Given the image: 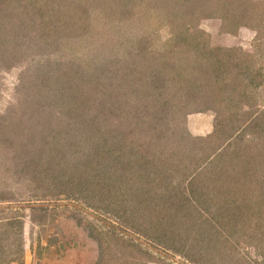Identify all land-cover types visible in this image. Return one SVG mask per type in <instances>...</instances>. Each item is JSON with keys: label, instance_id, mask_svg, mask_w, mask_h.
I'll return each mask as SVG.
<instances>
[{"label": "rangeland", "instance_id": "374dc122", "mask_svg": "<svg viewBox=\"0 0 264 264\" xmlns=\"http://www.w3.org/2000/svg\"><path fill=\"white\" fill-rule=\"evenodd\" d=\"M24 1L0 0V18L11 21L0 27V243L3 246L0 256H6L8 245L19 243L16 248L23 247V252L16 262L21 264H45L53 261V256L62 258L69 248L76 254L97 250L101 264H146L150 261L156 264H201L184 257L173 247L155 242L125 226L117 214L121 211L118 203L106 208L95 207L83 198L55 193L53 190L58 187L37 175L40 170L38 163L35 164L39 153L51 150L53 144L37 134L45 127L43 122L49 113H53L54 122L58 112L64 118V112L60 111L62 106L58 103L67 100L78 106L75 101L80 100L77 98L81 94L68 86L77 85L76 81L83 74L75 79L74 73L79 68V72L83 70L84 73L93 57L112 59L121 56L135 50V40L140 39L160 51L170 44L173 28H180L191 18L190 31L203 33L204 53L198 50L187 53L183 48L190 58L180 60V66L195 60L202 64L195 70V75L184 70L186 86L179 90V94L187 103L182 109L187 112L186 129L192 136L202 137L203 141L179 144L180 140L173 134L168 137L171 131L165 132L167 124L163 123L159 130L161 127L164 138H158L160 133H153L145 126L142 130L137 126L139 138L135 144L140 150L150 152L151 157L155 156L153 152L164 151L159 157V174L153 184L162 190L160 192H165L164 185L170 181L173 184L168 189L175 187L171 190L178 191L177 182H181L185 170L194 168L198 161L199 166L190 173L196 187L203 183L216 199L215 191L234 190L243 168L250 171L258 160L256 157L264 150V0H232L234 18L226 21L222 18L226 14L224 10L221 12L212 7L204 12L198 11L204 0H173L171 3L168 0L54 1L63 16L69 12L80 15L88 8L87 30L79 40L62 34L66 33L63 28L58 29L62 33H57L41 24L39 30L40 23H44L40 21L29 23L22 33L21 30L14 32L12 23H27L20 9ZM38 1L42 3L43 0ZM212 3L216 7L219 0H210ZM169 9L176 15V20L170 23L165 21ZM213 61L220 63L219 71H212L209 62ZM139 71L141 75L146 74L142 68ZM147 82L160 85L157 78L148 77L145 81L143 76L136 80L134 89L142 92ZM60 90H64V96L57 98ZM169 91H173L172 87ZM223 95L228 99H223ZM88 100L93 104L90 96ZM100 100L99 96L97 102ZM203 104L207 108L197 109ZM81 111V108L75 110L76 113ZM120 111L123 114L117 119L119 138H129V129L135 128L137 122L134 118L137 112L131 102L125 103ZM217 111L222 112V118L217 119ZM253 117L257 118L254 126L231 133L238 120ZM202 126L208 128L198 130ZM229 132L231 136L226 139ZM31 134L38 138H30ZM170 148H176L174 154L170 153ZM183 166L184 172L181 171ZM223 170L227 174L220 173ZM192 212L196 214L194 218H199L200 213ZM201 214L199 219L206 218L210 222L209 213L203 209ZM14 217L20 222L7 225V219ZM181 225L184 226L183 232L187 224ZM252 228L254 231L232 233L226 246L217 242V246L208 250L217 255L214 264H264V235ZM195 232L192 230L189 234ZM253 235L257 236L253 238ZM174 240L179 241L177 237ZM195 245L198 244L195 242ZM184 246L183 250L189 248L191 253L196 251L198 254L192 249L193 244L192 248ZM81 259L90 260L87 256Z\"/></svg>", "mask_w": 264, "mask_h": 264}, {"label": "trees", "instance_id": "16d2710c", "mask_svg": "<svg viewBox=\"0 0 264 264\" xmlns=\"http://www.w3.org/2000/svg\"><path fill=\"white\" fill-rule=\"evenodd\" d=\"M54 1L56 0H43L42 3L38 0L24 1L23 6L25 7L21 6L20 9L23 11L27 23L25 25L12 23L13 31L21 30L22 33L29 23L40 21L44 23H40L39 30L41 24L42 27L45 24L48 29L57 33H62L58 29L63 28L66 33L62 34L79 40L87 30L85 22L88 8L86 11L83 10L84 13L80 15L69 12L68 15L63 16ZM171 1L173 0H168V3ZM232 4H234L232 0H219V4L215 7L214 3L210 4V0H204L198 11L204 12L205 9L218 8L221 12L224 10L226 13L222 16L225 18L224 21L232 20L234 18ZM169 6L171 7V5ZM166 13H168V17H165V21L176 20L172 9L167 10ZM35 14H37L36 18H34ZM190 19L180 28H173L174 35L170 44L167 43L160 51L150 47L146 41L135 40V50H130L112 59L93 57L87 63L84 73H82L83 70L79 72L80 68L75 72L76 74L73 72L75 79H78V75L83 74L79 81H76L77 85L68 86L71 90L77 89L79 95L81 94L77 98L80 100L75 101L78 106L73 102H67V100L58 103L62 106L60 111L64 112V118L58 112L59 115L56 116L57 120L54 122L53 113H49L45 117L46 120L43 122L45 127L39 131L40 134L34 130L38 133L37 136L39 135L45 141L53 144L51 150L39 153V160H36L35 164L38 163V171L40 170L37 175L48 179V182L58 187L57 190H53L55 193L83 198L95 207L106 208L111 204L118 203L121 211L117 214L125 226H129L132 230L155 242L173 247L175 251L182 253L190 260L203 264H214L217 255L209 253L208 250L217 246V242L226 246L232 233L254 231L252 227H255L260 235H264V150L256 157L258 160L255 161L250 171L243 168L241 175L236 179L237 188L233 187L232 191L229 188L215 191L216 199L212 191L203 183L198 187L192 183L190 173L199 166V161L195 163L193 169L188 167L185 172V166H183L181 171L184 172V176L181 182H177V185L180 186L178 191L171 190L175 187L168 189V186L173 184L170 181L164 185L165 192H160L162 190L153 187V184L159 174L160 168L157 166L160 161L159 157L164 154V151L153 152L155 156L151 157L150 152L140 150L135 144L138 143L139 138L136 132L137 126L140 130L145 126V129L151 130L153 133H160L158 138H164L162 128L160 127L159 130V126L163 123L167 124L165 129L163 127L164 131H171L168 137L173 134L172 136L180 140L179 144H187L192 140L203 141L202 137L192 136L186 129L187 112L182 109L187 103L182 101L179 94V90L186 86L183 82L184 70L188 74L195 75V70L202 63H197L195 60L196 62L180 66L178 62L189 59L190 57L185 53L190 50L204 53L203 33L190 31L192 26ZM9 22L11 23V21L4 20L3 17L0 18V27H5ZM209 64L213 66L212 71H219V62L213 61ZM141 68L145 70L146 74H140L139 69ZM143 76H145V81L148 77L157 78L160 85L147 82L142 92L139 89H134L137 86L136 80ZM171 87L173 91L168 92ZM152 88L153 91L150 90ZM132 92L135 95H132ZM60 95L64 96V90L59 91L57 98H60ZM89 96L93 104L88 100ZM99 96L102 100L97 102ZM223 99H228V96L223 95ZM130 102L137 112L136 116L134 115L137 122L135 128L129 129L130 137L121 139L119 138L117 124L119 121L117 119L123 114L120 111L122 106ZM227 105L229 106V104ZM205 106L206 104L199 105L197 109L207 108ZM80 108L82 111L76 113L75 110ZM216 114L217 119L218 117L222 118V112L217 111ZM36 118L34 120H37ZM256 119L253 117L238 120L231 133L233 134L235 130L239 129L242 131L249 129L254 126ZM262 123L264 126V120ZM30 136L34 140L37 137L32 134ZM230 136L229 132L225 138L228 139ZM238 136L240 137V135ZM175 149L170 148L169 150L172 151L170 153L174 154ZM181 153L186 154L185 152ZM225 171L220 173L227 174ZM167 190H169L168 193ZM213 199L214 202H212ZM212 205L216 207L214 208ZM203 209L209 213L210 222L206 218L199 219ZM192 211L200 213L199 218H194L196 214L193 215ZM15 222H20L17 217L7 219L6 224L14 225ZM183 223H186L187 226L182 232L184 226L181 224ZM173 225L177 226L173 227ZM195 226L196 229H193ZM192 230H196V232L189 234ZM255 236L257 235L252 237ZM175 237L180 242L175 241ZM195 242L198 245H195ZM184 245H190L189 247L197 250L198 254L196 255V251L191 253L189 248L183 250L186 247ZM8 246L7 252H5L6 256H0V262L8 263L20 260L23 247L17 249L19 243L15 246ZM2 247L0 243V249ZM202 248L203 250H201ZM1 251L3 252L0 250V253Z\"/></svg>", "mask_w": 264, "mask_h": 264}, {"label": "crops", "instance_id": "0c3cea01", "mask_svg": "<svg viewBox=\"0 0 264 264\" xmlns=\"http://www.w3.org/2000/svg\"><path fill=\"white\" fill-rule=\"evenodd\" d=\"M222 44L225 45L224 43H222ZM204 128H208V127L202 126V128H199L198 130H203ZM26 253H27V251H25L24 254H26ZM62 255H63L62 258H61V256H59V259H55L56 256H53V261H47L44 263L45 264H101L100 259L98 260V258H97V255H98L97 250H90L88 252L87 251H82V252L80 251L78 254H76L73 250H71L69 248ZM88 255H90V256H88ZM84 256L89 257L90 260H88V259L82 260L81 258H83ZM71 258H73V261H71L72 260ZM0 264H21V263L16 262V261H11L8 263L0 262ZM24 264H27V262H25ZM146 264H156V262L150 261V262H147Z\"/></svg>", "mask_w": 264, "mask_h": 264}]
</instances>
